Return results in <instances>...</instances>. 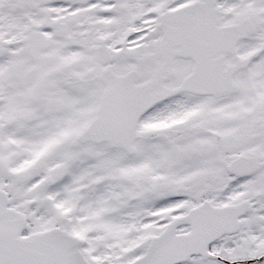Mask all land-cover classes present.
<instances>
[{"label": "snow or ice", "instance_id": "obj_1", "mask_svg": "<svg viewBox=\"0 0 264 264\" xmlns=\"http://www.w3.org/2000/svg\"><path fill=\"white\" fill-rule=\"evenodd\" d=\"M0 264H264V0H0Z\"/></svg>", "mask_w": 264, "mask_h": 264}]
</instances>
